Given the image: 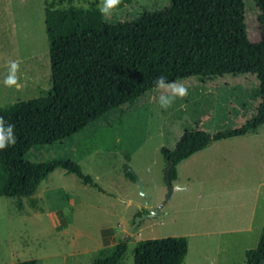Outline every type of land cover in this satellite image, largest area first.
<instances>
[{
    "label": "rangeland",
    "instance_id": "374dc122",
    "mask_svg": "<svg viewBox=\"0 0 264 264\" xmlns=\"http://www.w3.org/2000/svg\"><path fill=\"white\" fill-rule=\"evenodd\" d=\"M243 2L248 37L258 42L257 14L264 0ZM101 3L0 0V105L43 96L88 76L79 36L52 50L47 21L57 14L74 15L77 29L81 9ZM46 4L55 8L47 10ZM170 4L171 0H121L113 15L103 20L130 21ZM13 61L19 64V79L18 85L9 88L3 80ZM177 83L186 86L188 94L167 110L157 103L163 90L154 88L136 99L126 113L113 109L65 140L35 146L25 155L31 162L73 160L101 191L57 166L34 193L0 196V264L25 260L92 264L99 249L121 241L128 245L125 264H134L138 241L166 237L187 238L184 264H223L219 262L227 254L236 264H246L245 251L257 246L264 228V125L244 139L215 143L181 161L176 166L178 179L170 183L161 148L173 149L186 131L216 134L242 127L256 114L257 80L241 75ZM125 166L134 181L125 175ZM137 181L156 215L129 232L135 219L147 213ZM230 228L249 229L199 235Z\"/></svg>",
    "mask_w": 264,
    "mask_h": 264
},
{
    "label": "trees",
    "instance_id": "16d2710c",
    "mask_svg": "<svg viewBox=\"0 0 264 264\" xmlns=\"http://www.w3.org/2000/svg\"><path fill=\"white\" fill-rule=\"evenodd\" d=\"M50 5V4H49ZM46 9H54L52 4ZM92 4L81 9L79 28L74 15L49 16V47L79 36L87 59L88 76L46 95L0 105V117L14 125L17 142L0 150V196L34 193L57 166L75 174L84 184L101 191L91 176L73 160L31 162L25 155L35 146H47L86 128L113 109L121 114L135 100L156 88L163 75L168 81L196 79L202 83L226 76L252 75L257 80L256 114L242 127L210 134L196 129L184 132L173 149L161 148L174 181L176 166L212 142L255 134L264 125V8L257 19L260 40L250 41L243 0H171L164 10L144 12L138 18L108 23ZM125 175L135 176L125 166ZM127 241L97 251L92 264H125ZM188 253L185 237L138 241L134 264H184ZM246 264H264V228L257 246L245 251ZM13 264H37L35 260Z\"/></svg>",
    "mask_w": 264,
    "mask_h": 264
},
{
    "label": "clouds",
    "instance_id": "9594fccd",
    "mask_svg": "<svg viewBox=\"0 0 264 264\" xmlns=\"http://www.w3.org/2000/svg\"><path fill=\"white\" fill-rule=\"evenodd\" d=\"M121 4V0H102V3L98 7V11L105 18L109 19L115 9ZM19 71V64L15 61L10 63L8 74L3 80V84L6 87H13L18 85L17 72ZM155 87L158 90H163V94L158 97L157 103L161 109L167 110L170 108L177 98H184L188 94L187 87L183 84L175 81H168L167 77L160 75L153 81ZM17 142L16 135L14 133V125L5 123L3 117H0V150H3L9 146H14ZM176 190H180L177 186Z\"/></svg>",
    "mask_w": 264,
    "mask_h": 264
},
{
    "label": "crops",
    "instance_id": "0c3cea01",
    "mask_svg": "<svg viewBox=\"0 0 264 264\" xmlns=\"http://www.w3.org/2000/svg\"><path fill=\"white\" fill-rule=\"evenodd\" d=\"M247 136L248 135L241 136V137H233V138L218 140V141L212 142L208 147H206L205 149H203V150H201L199 152H203V151L209 149L215 143H218L219 145L220 144H223V143H230V142H232L234 140L244 139ZM199 152H197V153H199ZM197 153L191 155L190 157L196 155ZM190 157H188V158H190ZM177 179H178V173H177V176H176V180ZM248 229L249 228H230V229H226V230H211V231L208 230V231H205V232H200L199 235L206 236V235H217V234L243 233V232H247ZM222 258H223V261L222 262H219V263H223V264H236V261L232 258V256L230 254L229 255L227 254V257H222ZM220 260H218V261H220ZM210 264H217V263L211 262Z\"/></svg>",
    "mask_w": 264,
    "mask_h": 264
},
{
    "label": "water",
    "instance_id": "95a60500",
    "mask_svg": "<svg viewBox=\"0 0 264 264\" xmlns=\"http://www.w3.org/2000/svg\"><path fill=\"white\" fill-rule=\"evenodd\" d=\"M169 169H170V168L168 167V169H167V175H166V176H167V182H168V183L171 182L170 179H169V177H168ZM137 183H138V186H139V191H140V193L146 198V203H145V205H146L147 213L142 212V215L139 216V217H137V218L135 219V221H134L132 227L129 229V232H132L133 229L136 228V227H137V226H138L143 220H145V219H147V218H150V217H153V216L156 215V213H154V212L151 210V208H150V205H149V202H148L149 195H147V194L145 193V189H144L142 183H141L140 181H137ZM171 190H172V187L170 186V191H171Z\"/></svg>",
    "mask_w": 264,
    "mask_h": 264
},
{
    "label": "flooded vegetation",
    "instance_id": "af4514ba",
    "mask_svg": "<svg viewBox=\"0 0 264 264\" xmlns=\"http://www.w3.org/2000/svg\"><path fill=\"white\" fill-rule=\"evenodd\" d=\"M144 212V211H143Z\"/></svg>",
    "mask_w": 264,
    "mask_h": 264
}]
</instances>
